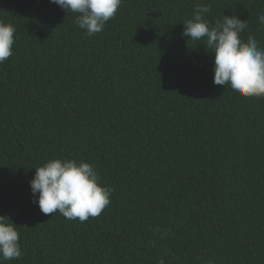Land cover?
<instances>
[{
    "label": "trees",
    "instance_id": "trees-1",
    "mask_svg": "<svg viewBox=\"0 0 264 264\" xmlns=\"http://www.w3.org/2000/svg\"><path fill=\"white\" fill-rule=\"evenodd\" d=\"M197 4L264 46V0H122L93 36L50 0H0L16 30L0 63V216L23 251L4 264H264V97L214 84L210 50L182 36ZM52 158L96 166L113 189L100 216L33 203Z\"/></svg>",
    "mask_w": 264,
    "mask_h": 264
},
{
    "label": "clouds",
    "instance_id": "clouds-1",
    "mask_svg": "<svg viewBox=\"0 0 264 264\" xmlns=\"http://www.w3.org/2000/svg\"><path fill=\"white\" fill-rule=\"evenodd\" d=\"M50 3L67 14L77 13L76 24L93 36L115 17L122 0H50ZM210 11L209 5L197 4L192 18L182 23V36L188 41H201L210 50L215 85H230L237 95L245 98L264 97V46L255 36L242 38L248 28L247 20L225 15L222 20L209 22L205 17ZM257 19L264 25V12ZM15 31L14 25L0 21V63L13 55ZM34 169L35 175L30 180L33 203L45 215L60 214L84 223L90 217L100 216L110 204L113 189L101 185L93 164L82 159L52 158ZM17 228L9 217L0 216V264L23 256ZM160 231L159 227L155 229L156 233Z\"/></svg>",
    "mask_w": 264,
    "mask_h": 264
}]
</instances>
